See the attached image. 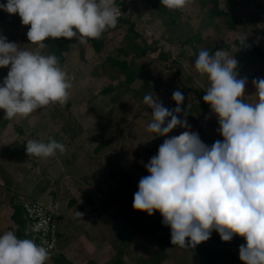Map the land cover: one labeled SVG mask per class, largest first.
Wrapping results in <instances>:
<instances>
[{"label":"rangeland","instance_id":"374dc122","mask_svg":"<svg viewBox=\"0 0 264 264\" xmlns=\"http://www.w3.org/2000/svg\"><path fill=\"white\" fill-rule=\"evenodd\" d=\"M257 4L264 5V0H220V7L235 21L236 29L232 30L227 18H209L210 5L203 0L188 3L174 24L166 23L147 0H132L125 21L104 32L100 51L88 39L82 43L72 38L66 62H59L72 84L65 104H50L27 117L11 120L4 119V110L0 109V165L11 179L7 185L0 176L4 215L9 216L13 197L23 203L57 199L63 210L64 236L75 240L79 234H92L110 245V251L102 248L101 264L118 259L113 246L119 251L123 242L126 249L122 258L128 264H202L200 256L189 247L171 244L169 226L163 224L154 232L156 217L133 209L134 193L139 180L149 174L145 165L157 155L165 139L185 130L198 133L208 146L223 139L218 117L203 101L210 84L194 68L198 55L189 45H181L186 38L200 33L199 52L219 46L229 58H235L245 68L242 73L235 70L237 79H246L245 102L257 101L251 79L255 75L264 78V62L254 50L259 46L264 51L263 13ZM27 31L0 24V35L9 42L34 50L36 45L28 41ZM242 35L247 37L244 45L240 44ZM42 54L52 53L45 47ZM161 54L170 57L162 59ZM109 58L126 60L141 76L128 86ZM8 71L0 68V84ZM145 83L148 92L141 89ZM110 86L116 88L105 93ZM176 90L184 95L180 118L187 113L190 128L177 127L167 136L154 137L156 134L147 130L152 115L143 98L151 94L171 110L176 107L172 99ZM51 139L62 143L65 151L57 150L48 158L26 153L28 140L48 143ZM101 142L106 145L98 149ZM110 171L130 180L120 185L111 178ZM9 230L15 232L12 225H8ZM245 243L240 236L229 241L238 264H243L239 247Z\"/></svg>","mask_w":264,"mask_h":264},{"label":"clouds","instance_id":"9594fccd","mask_svg":"<svg viewBox=\"0 0 264 264\" xmlns=\"http://www.w3.org/2000/svg\"><path fill=\"white\" fill-rule=\"evenodd\" d=\"M168 9H183L189 0H160ZM0 9L18 14L34 50L20 48L0 35V68H9L0 84V109L4 119L27 117L50 104L63 105L69 98L71 78L55 55H44L46 39H99L115 28L119 11L115 0H6ZM247 37H240L244 45ZM238 61L224 50H201L194 68L210 86L203 101L218 117L222 140L211 146L198 133L185 130L167 138L157 155L145 165L133 209L149 216L158 211L171 229V244L181 248L207 241L215 230L224 242L243 237L239 259L243 264H264V78L252 81L257 101L242 100L246 79H237ZM174 109L146 94L151 109L147 130L167 136L173 129H189L187 113L181 119L184 95L172 93ZM65 151L62 143L28 140L26 153L38 158ZM77 211V216L82 217ZM50 252L29 238L9 230L0 235V264H46Z\"/></svg>","mask_w":264,"mask_h":264},{"label":"trees","instance_id":"16d2710c","mask_svg":"<svg viewBox=\"0 0 264 264\" xmlns=\"http://www.w3.org/2000/svg\"><path fill=\"white\" fill-rule=\"evenodd\" d=\"M147 1L158 11V13L162 16V18H164V21H166V23L169 24L176 23V17L182 12V9H168L164 7L163 5H161L160 0H147ZM191 1L193 0H189V2ZM203 1L207 5H210V7L208 8L210 19H215L217 17H225L227 18L228 27L232 30L236 29V24L232 16L227 11L223 10L220 7V0H203ZM250 1L253 2V0ZM4 3H6V0H0V4H4ZM257 6L262 10L264 15V5L257 4ZM125 19H123L122 22L125 21ZM0 22L5 25H10L18 30H22L25 28L26 30H28L29 28V26H24L21 24V20L18 14L10 15L4 12L2 9H0ZM103 34L99 39H88V42H90L94 46L96 51H100L103 47ZM72 41L73 39L69 40L66 38H60V39L48 38L45 40L44 43L46 44V47L49 48L52 55H55L58 58L59 62L64 63L66 62L65 54H68L70 52V45ZM201 41L202 40L200 33H197L195 35L186 38L181 43V45L182 46L189 45L198 55L199 50L197 46L201 43ZM216 50H220V47L219 46L213 47L209 52L210 54H214ZM254 50L257 56L264 62V52L261 50V48L255 47ZM160 57L162 59H168L170 56L169 54H161ZM109 62H111L113 68L118 69V71L125 77V82L128 86H131L133 83H135V81L141 76L140 73H138L132 67L131 63H128L126 60L109 58ZM244 69H245L244 66L237 64L236 70L239 73L243 72ZM259 78H260L259 76L255 75L252 77L251 80L253 81L254 79H259ZM115 88H116L115 86H110L108 89L105 90V93H108L109 91L114 90ZM147 88H149V85L145 83L141 89L145 90ZM145 91L148 92V90ZM137 93L139 95L140 92ZM242 100L245 102V99L243 97ZM5 123L7 122H4L3 125H5ZM20 133H22V131ZM105 145H106L105 142H101L98 145V149L103 148ZM0 176L2 177L5 184L9 185L11 183L9 174H7V172L3 169L1 165H0ZM110 176L112 179L116 180L120 185L130 180V177L117 174L115 171H110ZM87 199L88 202L91 203V198L89 196H87ZM11 205L13 208L12 220L17 226V235L21 238H26L25 229L27 227V220L24 215L23 203L17 202L13 197L11 198ZM153 215L156 217L155 226L153 228L155 232V231H159L162 228L163 218L158 211L154 212ZM235 240L238 241L237 237H235ZM189 248L200 256L202 264H212L216 260H220L224 264H238L239 262L237 255L235 254L234 251L231 250V246L229 242L222 241L220 236L218 235V232H216L215 230L211 232L210 238L207 241L196 245L195 248L192 247Z\"/></svg>","mask_w":264,"mask_h":264},{"label":"crops","instance_id":"0c3cea01","mask_svg":"<svg viewBox=\"0 0 264 264\" xmlns=\"http://www.w3.org/2000/svg\"><path fill=\"white\" fill-rule=\"evenodd\" d=\"M263 21H264V15H263ZM0 24H3V23L0 22ZM3 25L11 29L18 30V29L13 28L10 25H5V24ZM244 99L246 100V98ZM17 202H21V200H17ZM3 207H4V204L0 205V235H2L4 232L7 231L8 225H12V227H14L16 235H17V226L12 220L13 208L11 205V199L9 203L11 212L9 213V216H7L8 218L4 215L5 210L2 209ZM64 227L65 225L62 227V224H61L60 241L58 244L57 252L50 254V258L46 261V264H101V260L99 257L101 255V251L103 250L102 248L105 247L104 251L105 250L110 251L111 249L110 245L106 246V240L102 241L99 236L96 235L97 237H94L92 236V234H79L78 238L74 240L73 238H71V236H68V235L64 236L63 234ZM112 229L115 230V228L113 227ZM122 244H123V248L126 249V245L124 244V242ZM123 248H121L118 251V248L113 246L114 251L119 255V257L118 259L116 260L114 259V261H111L112 262L111 264H128L126 262V259L125 260L123 259L125 256V252L123 251ZM217 263L223 264L219 260H216L212 264H217Z\"/></svg>","mask_w":264,"mask_h":264},{"label":"built area","instance_id":"2783aa9c","mask_svg":"<svg viewBox=\"0 0 264 264\" xmlns=\"http://www.w3.org/2000/svg\"><path fill=\"white\" fill-rule=\"evenodd\" d=\"M131 2L132 0H115L116 6L120 9L117 24L125 19ZM56 200L47 203L41 201L23 203L24 215L27 220L26 238L44 246L49 250L50 254L57 251L63 220L60 200Z\"/></svg>","mask_w":264,"mask_h":264}]
</instances>
